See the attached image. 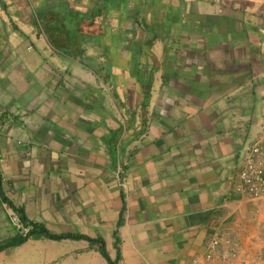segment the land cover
Returning a JSON list of instances; mask_svg holds the SVG:
<instances>
[{"label": "crops", "instance_id": "1", "mask_svg": "<svg viewBox=\"0 0 264 264\" xmlns=\"http://www.w3.org/2000/svg\"><path fill=\"white\" fill-rule=\"evenodd\" d=\"M0 135L5 194L53 233L118 264H264V198L235 190L264 163V0H0ZM0 264L109 263L39 235Z\"/></svg>", "mask_w": 264, "mask_h": 264}, {"label": "built area", "instance_id": "2", "mask_svg": "<svg viewBox=\"0 0 264 264\" xmlns=\"http://www.w3.org/2000/svg\"><path fill=\"white\" fill-rule=\"evenodd\" d=\"M257 152L258 148L256 147L247 150L244 163L237 174L239 182L235 185V190L249 198L262 199L264 198V163L257 156ZM10 210V222L17 232L25 234L32 225H25L20 213L11 208ZM222 243L226 246L222 251L221 257L223 259L237 256V242L231 236H227L224 240H221L220 237H216L212 239L208 245V252L206 255L208 260L213 258L214 254L219 250V247L222 246Z\"/></svg>", "mask_w": 264, "mask_h": 264}, {"label": "trees", "instance_id": "3", "mask_svg": "<svg viewBox=\"0 0 264 264\" xmlns=\"http://www.w3.org/2000/svg\"><path fill=\"white\" fill-rule=\"evenodd\" d=\"M0 200L3 203H6L11 209L18 211L25 225H28V224L32 225V227L25 234L16 231V234L14 236L4 241H1L0 242V252L9 247L21 245L24 242H26L28 239H30L31 237H35L39 235L46 236L51 239H63V238L82 239L84 238V239L89 240L91 243H97V244L99 243L100 252L104 256V258L108 261L109 264H118L116 261L112 260L109 254L107 253L102 239H94V238H90V237L80 235V234H56V233L51 232L48 228H46L45 225L31 221L26 216L24 209L16 206L14 202L10 198H8V196L5 194V191L2 186L1 174H0Z\"/></svg>", "mask_w": 264, "mask_h": 264}, {"label": "rangeland", "instance_id": "4", "mask_svg": "<svg viewBox=\"0 0 264 264\" xmlns=\"http://www.w3.org/2000/svg\"><path fill=\"white\" fill-rule=\"evenodd\" d=\"M9 211H11L10 207L0 200V229H5L4 233L0 234V242L4 236H7L6 226H10Z\"/></svg>", "mask_w": 264, "mask_h": 264}]
</instances>
